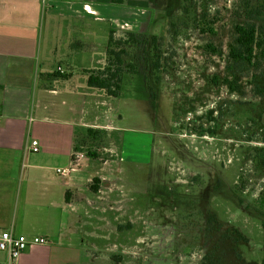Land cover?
<instances>
[{
  "label": "rangeland",
  "instance_id": "1",
  "mask_svg": "<svg viewBox=\"0 0 264 264\" xmlns=\"http://www.w3.org/2000/svg\"><path fill=\"white\" fill-rule=\"evenodd\" d=\"M149 4L152 14L132 31L144 34L142 41L114 48L125 50L119 97L85 83L87 72L110 62L107 25L84 35L92 51L59 60L64 74L74 76L61 79L65 86L95 94L78 102L93 123L77 132L76 153L99 175L106 171L111 184L107 189L100 181L83 215L93 234L84 264H201L206 254L219 264H264V170L257 163L264 152L256 151L264 148V60L228 71L234 27L253 21L264 29V2ZM204 18L214 33L204 30ZM128 32L114 30V41ZM88 129L103 133L86 138Z\"/></svg>",
  "mask_w": 264,
  "mask_h": 264
},
{
  "label": "crops",
  "instance_id": "2",
  "mask_svg": "<svg viewBox=\"0 0 264 264\" xmlns=\"http://www.w3.org/2000/svg\"><path fill=\"white\" fill-rule=\"evenodd\" d=\"M144 14H152L147 0L118 7L111 0H0V227L50 241L30 247L16 264H84L93 235L83 219L96 194L90 186L94 179L111 185L91 160L73 162L77 132L93 123L78 102L95 94L78 95L60 79L42 78L55 64L66 72L60 58L73 61L80 50L92 51L84 35L95 26L138 31ZM33 141L38 153L31 151ZM8 262L0 252V264Z\"/></svg>",
  "mask_w": 264,
  "mask_h": 264
},
{
  "label": "trees",
  "instance_id": "3",
  "mask_svg": "<svg viewBox=\"0 0 264 264\" xmlns=\"http://www.w3.org/2000/svg\"><path fill=\"white\" fill-rule=\"evenodd\" d=\"M70 1V0H64ZM149 3H154L155 0H147ZM264 2V0H262ZM127 0H111L112 5L114 6H123L125 5ZM206 14V13H204ZM255 14L260 15V11H256ZM205 18L203 19V22ZM204 26L208 29V32L214 33L213 24L208 22H204ZM234 32L236 35L235 42L229 48V58L233 64V66L229 65L228 71L233 73L236 68H251L257 67L260 65L261 61L264 60V29L262 26L257 25V23L250 21L244 24H238L234 27ZM114 31H111V35L109 36L108 41V50L107 55L109 58V64L106 65L105 68L98 70L97 72H87V86L91 89H98L104 91L107 96L117 98L119 97V93L121 91V82L122 70L120 66L122 64V54L125 53V50L122 52H117L114 48H119L125 45H138L140 40L142 41V37L144 34H137L133 32H128L126 38H122L121 40L115 42L113 39ZM157 39L153 38V44H156ZM113 59V62H112ZM155 67L159 69V64L155 63ZM52 76L54 79H68L69 76L66 74H61L57 71L55 74L48 75ZM257 91L259 93H263V90L260 86L256 85ZM103 132L100 130L88 129L85 131L86 138L98 139ZM77 143V142H75ZM77 145V144H76ZM75 150H78V147L75 146ZM257 154L260 155L261 152H264V148L256 149ZM91 158H97V153L89 154ZM261 162H257L261 168L264 170V156L261 157ZM99 179H94L90 189L97 193L99 191ZM260 208L264 210V192L261 193L259 198ZM201 264H219V261H216L210 254H206L203 257Z\"/></svg>",
  "mask_w": 264,
  "mask_h": 264
},
{
  "label": "built area",
  "instance_id": "4",
  "mask_svg": "<svg viewBox=\"0 0 264 264\" xmlns=\"http://www.w3.org/2000/svg\"><path fill=\"white\" fill-rule=\"evenodd\" d=\"M40 150L39 143L33 141L31 144V151L38 153ZM87 158L84 153H74V165L76 162ZM65 175L63 172H61ZM50 244V241L44 237H27L25 235L14 234L10 230H5L0 227V252L9 255V262L6 264H16L20 256L33 246H45Z\"/></svg>",
  "mask_w": 264,
  "mask_h": 264
}]
</instances>
